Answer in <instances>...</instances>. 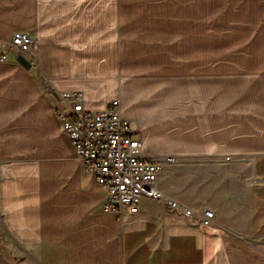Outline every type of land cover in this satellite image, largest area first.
Here are the masks:
<instances>
[{"label": "crops", "instance_id": "1", "mask_svg": "<svg viewBox=\"0 0 264 264\" xmlns=\"http://www.w3.org/2000/svg\"><path fill=\"white\" fill-rule=\"evenodd\" d=\"M13 32L54 90L117 99L141 153L174 158L156 189L194 213L144 196L105 211L52 93L8 50L0 264H264V0H0V40Z\"/></svg>", "mask_w": 264, "mask_h": 264}, {"label": "built area", "instance_id": "2", "mask_svg": "<svg viewBox=\"0 0 264 264\" xmlns=\"http://www.w3.org/2000/svg\"><path fill=\"white\" fill-rule=\"evenodd\" d=\"M8 50L21 54L30 66L37 65L36 42L27 33L13 32L8 39L0 40V62L6 60ZM43 81L46 89L54 94L53 113L75 157L104 193L102 206L105 211L119 215L122 208H127L134 213L139 198L144 196L161 200L169 209L178 210L185 217L193 216L192 210L179 208L175 201L164 198L156 189L155 181L162 166L174 162V158L157 159L141 153L128 121L119 114L117 99L110 100L102 109L91 110L83 106L80 91L59 92ZM212 217V210L203 208L199 223L208 225Z\"/></svg>", "mask_w": 264, "mask_h": 264}, {"label": "water", "instance_id": "3", "mask_svg": "<svg viewBox=\"0 0 264 264\" xmlns=\"http://www.w3.org/2000/svg\"><path fill=\"white\" fill-rule=\"evenodd\" d=\"M14 60L24 68L30 67V63L26 59H24V57H22V55L19 53L15 54ZM52 95L54 94L52 93Z\"/></svg>", "mask_w": 264, "mask_h": 264}, {"label": "rangeland", "instance_id": "4", "mask_svg": "<svg viewBox=\"0 0 264 264\" xmlns=\"http://www.w3.org/2000/svg\"><path fill=\"white\" fill-rule=\"evenodd\" d=\"M33 67H35L37 69V77L40 81V83L42 84L43 88L48 91L44 85V81L43 79L47 82V80L45 79V77L43 76V74L40 72L39 70V63H38V60H37V65H33ZM48 83V82H47ZM49 92V91H48Z\"/></svg>", "mask_w": 264, "mask_h": 264}]
</instances>
